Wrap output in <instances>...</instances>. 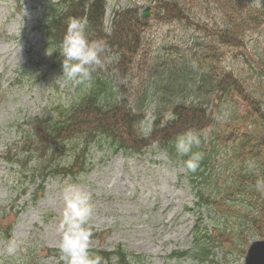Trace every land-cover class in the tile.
Here are the masks:
<instances>
[{"label":"rangeland","instance_id":"rangeland-1","mask_svg":"<svg viewBox=\"0 0 264 264\" xmlns=\"http://www.w3.org/2000/svg\"><path fill=\"white\" fill-rule=\"evenodd\" d=\"M175 1L188 3L189 6L194 3L193 8L199 11L198 17L204 19L200 9L203 6L199 0ZM260 3L258 0L252 2L257 6ZM148 6L151 7V18L145 22L144 39L139 45L148 51L150 63L155 57L160 69L163 60L173 56L177 58L197 48L201 40H197L199 37L195 39L191 31L184 30L180 25L175 27L171 23H159L155 0H106L103 20L105 32H111L115 11L121 13L119 11L130 10L133 15L136 12L139 21ZM41 13L42 6L38 0H0V214L4 211L17 213L12 237L18 246L14 256H11L6 251L9 243L0 237V264L22 260L21 252H34L35 246L59 250L63 193L68 187L91 197L93 212L86 225L92 233L89 253L93 250H111L120 245L128 252L147 256L146 264H209L200 263L194 257L198 249L196 245L203 243H196L194 238L200 239L204 233L210 237L214 228L219 231L225 226L228 229L238 228L239 223L234 222L233 218L220 216L209 207H197V191L211 197L217 196L214 181L221 182L227 169L224 167L227 164L224 152L218 153L213 169L208 167L202 171V176L192 180L183 161L172 159L156 144L141 154H130L124 151L113 153L107 143L95 142L89 147L87 171L74 179L48 177L43 183V195L35 202L32 197L40 179L22 174L17 165L1 159L8 156V149H11L9 155L13 157V149L20 147L17 143L22 136L17 128L18 123L32 121L46 114L52 115L53 107L65 106L81 89L77 81L62 78L63 70L53 72L48 68L44 50L46 38L31 30ZM209 16L206 19L207 27L219 19L214 13ZM9 36H13V39ZM263 51L264 27H261L255 34L247 33L244 48L227 54L222 66L232 70L236 77L244 79L249 75L248 66L255 68ZM29 60L34 62L31 71L26 72L22 82H17V73ZM40 60L42 62L36 64ZM158 69L153 71V76ZM137 71L142 72L141 66L130 70V73L138 74ZM109 75L115 100L128 110L135 99V92L122 90L124 78L119 71H111ZM153 81V77L146 78L143 74H139L136 79L137 83L146 86L150 82L153 84ZM149 98L150 107L142 116L146 120L140 125L143 133L151 130L157 93L151 90ZM195 99L191 96L183 102L190 104L196 102ZM215 100L206 107L207 112L216 109L211 106ZM241 104L236 100L233 105L239 114L242 113ZM212 132L211 129L203 133L204 140H208ZM71 146V143H66L60 150L58 164L67 165L72 161L76 150H68ZM101 231L107 232L103 241L93 237ZM204 242L206 245L208 239ZM183 251H191V255L175 257L174 253ZM211 252L214 264H223L224 260L230 264L243 263V259H238L236 255H225V249L214 247ZM40 264H66V261L54 255L42 259Z\"/></svg>","mask_w":264,"mask_h":264},{"label":"trees","instance_id":"trees-1","mask_svg":"<svg viewBox=\"0 0 264 264\" xmlns=\"http://www.w3.org/2000/svg\"><path fill=\"white\" fill-rule=\"evenodd\" d=\"M155 2L157 20L178 24L194 34H202L203 43L185 55L172 57L161 66L165 69L156 73L158 82L153 89L157 90L158 98L151 133H141L139 127L142 114L150 105L151 89L144 83L135 85V112L113 102L112 88L103 70L106 60L103 52L102 67L92 71L89 86L79 96L80 99L73 101L66 109L60 108L55 117L36 119L27 124L29 131L24 140L28 151L22 146L27 152L20 162L27 165L36 156L41 171L75 176L84 170L87 148L97 139L105 140L112 147L132 151L149 146L151 139H157L166 145L171 156L179 157L177 138L194 132L200 144L193 146L188 155L179 157L187 161L192 153L201 155L197 170L189 171L191 177L199 173L203 175L201 171L206 170L208 165L213 169L219 152L227 156L223 180L214 181L217 196L211 198V195L198 193V199L221 216L239 222L238 228L228 229L225 226L222 231L213 229L209 247L199 248L195 256L201 262L207 261L211 250L220 247L228 255L242 257L250 239L264 238V191L257 189V182L264 184V53L257 61L259 69L249 65V75L244 79L236 77L232 71L220 70L218 64L223 60V53L227 52L223 50L220 53V46L239 50L244 47L246 33L264 26V0L258 6L252 4L254 0H199L203 6L200 8L204 17L202 20L198 17L199 11L193 8L194 3L189 6L175 0ZM104 5L105 0H63L60 4L48 5L39 28L48 37L55 67L61 62L57 53L67 22L74 17L87 20L86 35L90 41H103L113 54L121 57L120 69H128L129 65L133 69L145 65L151 68V63H146V57H142V45H139L144 39L146 24L137 20L136 12L133 15L132 11L125 10L116 14L112 34L107 37L103 33ZM211 13L219 16L220 30L216 26H206V19L210 18ZM133 41L137 43L133 44ZM153 66L157 65L153 63ZM135 78L136 74H133V81ZM186 79L188 81L183 83ZM191 96L196 97V102L186 105L183 100ZM215 98L217 102L212 105L216 109L207 113L206 107ZM236 100L242 103L241 114L233 107ZM167 114L168 119L164 120ZM211 129L213 132L208 140H204L203 133ZM64 142L72 143L71 149L78 144L82 145V149L74 156L72 164L61 167L53 165ZM97 257L101 258L100 264H142L141 257L130 255L121 248L111 253L98 252ZM224 263L229 264L227 260Z\"/></svg>","mask_w":264,"mask_h":264},{"label":"clouds","instance_id":"clouds-1","mask_svg":"<svg viewBox=\"0 0 264 264\" xmlns=\"http://www.w3.org/2000/svg\"><path fill=\"white\" fill-rule=\"evenodd\" d=\"M261 2V0H258ZM87 20L69 18L63 40L60 45L62 59V78L77 82L89 81L91 73L102 67L101 55L105 51L103 41H90L86 35ZM61 78V79H62ZM200 139L194 132H187L177 138L176 149L180 155L191 153ZM201 155L192 153L184 162L188 171L195 172L199 167ZM257 189L264 191V184L257 182ZM64 210L59 226L61 233L59 251L66 264H100V257L89 253L91 231L86 227L93 212L91 197L85 192L68 187L63 193ZM17 244L10 242L6 248L8 254H15Z\"/></svg>","mask_w":264,"mask_h":264},{"label":"water","instance_id":"water-1","mask_svg":"<svg viewBox=\"0 0 264 264\" xmlns=\"http://www.w3.org/2000/svg\"><path fill=\"white\" fill-rule=\"evenodd\" d=\"M149 17L148 9L143 13L142 18L147 19ZM244 264H264V240L255 241L248 247Z\"/></svg>","mask_w":264,"mask_h":264}]
</instances>
